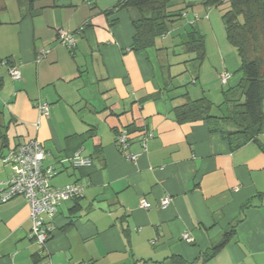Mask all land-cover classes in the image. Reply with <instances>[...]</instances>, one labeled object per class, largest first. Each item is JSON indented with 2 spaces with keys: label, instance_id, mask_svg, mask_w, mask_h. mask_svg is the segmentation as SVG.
Here are the masks:
<instances>
[{
  "label": "crops",
  "instance_id": "obj_1",
  "mask_svg": "<svg viewBox=\"0 0 264 264\" xmlns=\"http://www.w3.org/2000/svg\"><path fill=\"white\" fill-rule=\"evenodd\" d=\"M202 1L176 8L169 0L168 11L187 16L155 46L134 50L142 13L118 0H0L4 151L37 138L43 167L57 170L50 184L84 185L83 195L46 217L51 236L43 252L30 236L26 198H0V264H264V131L259 142L233 149L206 121L182 123L174 112L184 94L219 104L242 78L220 9ZM59 29L75 34L73 48L60 42ZM194 29L205 40L203 62L185 47ZM5 59L19 64L20 80ZM224 72L231 74L226 83ZM39 100L49 103L48 117ZM122 129L130 135L125 152L116 140ZM76 152L91 164L74 165ZM133 153L135 161L127 156ZM12 171L0 157V181Z\"/></svg>",
  "mask_w": 264,
  "mask_h": 264
},
{
  "label": "trees",
  "instance_id": "obj_2",
  "mask_svg": "<svg viewBox=\"0 0 264 264\" xmlns=\"http://www.w3.org/2000/svg\"><path fill=\"white\" fill-rule=\"evenodd\" d=\"M168 1L118 0V6L136 7L142 13L141 18L134 22L136 34L131 48L146 50L155 46L158 37L167 34L175 22L187 16L188 12L183 10L168 11ZM225 1L204 0L202 4L218 8L227 5V8L220 11L227 40L236 49L240 58L242 78L237 86L223 91L224 99L221 103L216 104L206 96L192 99L189 94H184L185 101L175 106L174 112L178 121L182 123L206 121L210 131L221 133L232 148L236 149L250 141L259 142L258 135L264 131V0H227V3ZM197 19L199 16L195 14L190 21L191 25ZM185 47L188 52L196 54L197 61L203 62L206 55L205 40L197 30L189 33ZM6 60L10 64L15 63L10 59ZM0 144V157L3 159L15 146L9 148L7 152L4 151L9 146L5 131L0 133ZM234 227L224 234L222 241L215 246L214 252L220 250L231 238Z\"/></svg>",
  "mask_w": 264,
  "mask_h": 264
},
{
  "label": "built area",
  "instance_id": "obj_3",
  "mask_svg": "<svg viewBox=\"0 0 264 264\" xmlns=\"http://www.w3.org/2000/svg\"><path fill=\"white\" fill-rule=\"evenodd\" d=\"M58 36L60 42L71 48L76 45L75 34L67 29H59ZM45 55V51L38 57L41 59ZM2 63L9 65V73L13 80H20L22 74L18 63L9 64L8 60H1ZM230 78V73L221 74V80L226 83ZM36 107L40 115L48 117L50 105L46 100H39ZM37 129L40 123H35ZM153 136V133H147L144 140ZM117 142L121 145L125 152L130 145V135L126 129L119 131ZM128 158L132 161L137 159V154H128ZM46 158V151L42 142L37 138H30L14 148L10 149L3 158L5 163H9L12 168V174L7 181H0V198L2 202H7L17 196H23L29 203L30 217L32 221L31 238L38 245L40 251L46 249L47 242L51 235V228L46 221V217H53L58 211L59 205L68 199L83 195L84 185L73 183L62 187H53L50 184L51 178L57 173L53 167H43ZM72 162L76 166H88L91 161L82 157L76 152L72 157ZM171 202L170 197L162 200L161 205L166 207ZM144 208H149L150 204L146 200L141 201ZM183 238L188 242H193V238L188 233H183ZM39 264H51L49 260H45ZM82 264H90L84 262Z\"/></svg>",
  "mask_w": 264,
  "mask_h": 264
},
{
  "label": "rangeland",
  "instance_id": "obj_4",
  "mask_svg": "<svg viewBox=\"0 0 264 264\" xmlns=\"http://www.w3.org/2000/svg\"><path fill=\"white\" fill-rule=\"evenodd\" d=\"M189 0H171V2H170V4L172 5V6H174V7H181V5H186V3L188 2ZM191 1V0H190ZM202 1V0H201ZM203 2V1H202ZM198 3H200V1H198ZM227 3V2H226ZM200 5V4H199ZM203 6H205L204 4H202ZM225 8H227V5H226V7L225 6H223V7H221V8H219V9H221V10H223V9H225ZM213 92V91H212ZM214 93V92H213ZM215 94L213 95V99H214V101H219L220 100V97H217V98H215ZM220 102H222V101H220ZM12 140H13V138H11Z\"/></svg>",
  "mask_w": 264,
  "mask_h": 264
}]
</instances>
